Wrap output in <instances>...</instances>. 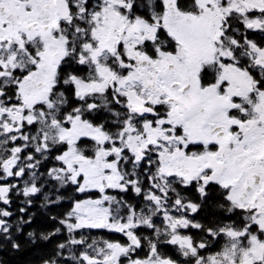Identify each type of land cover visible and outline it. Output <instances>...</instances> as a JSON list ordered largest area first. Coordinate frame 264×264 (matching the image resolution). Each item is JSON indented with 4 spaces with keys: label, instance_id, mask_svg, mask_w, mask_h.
I'll use <instances>...</instances> for the list:
<instances>
[{
    "label": "snow or ice",
    "instance_id": "1",
    "mask_svg": "<svg viewBox=\"0 0 264 264\" xmlns=\"http://www.w3.org/2000/svg\"><path fill=\"white\" fill-rule=\"evenodd\" d=\"M41 195L42 264H264V0H0V241Z\"/></svg>",
    "mask_w": 264,
    "mask_h": 264
},
{
    "label": "trees",
    "instance_id": "2",
    "mask_svg": "<svg viewBox=\"0 0 264 264\" xmlns=\"http://www.w3.org/2000/svg\"><path fill=\"white\" fill-rule=\"evenodd\" d=\"M45 191H48V189H45ZM64 194L69 198L75 195L71 190H65ZM129 198L135 202V198L131 197L130 193ZM193 198H195V194H193ZM21 199L23 198L21 197ZM215 199V196L211 197L209 203L204 205L201 211L192 218L205 225L211 226L219 215L217 210L213 207ZM42 204V195L34 198V203L28 208L27 213L32 215V223L24 225L23 231L13 236V239L20 244L19 249L12 248L11 244L7 241H0V264H42V261L53 253L56 243L63 239V237H53L47 242L40 239L33 242L29 239L27 235L28 232H36L37 235H39L42 232L47 233L53 231L58 227L59 225L51 220L50 217L62 216L63 213L68 210L70 201L65 200L61 204L52 205L50 207H42ZM188 231L194 239H199L202 234L194 229ZM91 235L92 237L124 240L119 234L107 233L104 231L94 230ZM168 252L171 255L174 253V249L169 247Z\"/></svg>",
    "mask_w": 264,
    "mask_h": 264
},
{
    "label": "flooded vegetation",
    "instance_id": "3",
    "mask_svg": "<svg viewBox=\"0 0 264 264\" xmlns=\"http://www.w3.org/2000/svg\"><path fill=\"white\" fill-rule=\"evenodd\" d=\"M257 39H259V37H256Z\"/></svg>",
    "mask_w": 264,
    "mask_h": 264
}]
</instances>
